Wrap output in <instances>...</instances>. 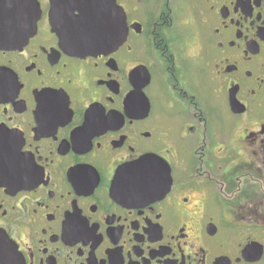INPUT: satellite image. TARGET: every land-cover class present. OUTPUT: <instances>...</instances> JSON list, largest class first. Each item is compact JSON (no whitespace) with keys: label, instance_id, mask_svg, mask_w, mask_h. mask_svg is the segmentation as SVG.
I'll use <instances>...</instances> for the list:
<instances>
[{"label":"flooded vegetation","instance_id":"af4514ba","mask_svg":"<svg viewBox=\"0 0 264 264\" xmlns=\"http://www.w3.org/2000/svg\"><path fill=\"white\" fill-rule=\"evenodd\" d=\"M0 231L21 264H264V0H0Z\"/></svg>","mask_w":264,"mask_h":264},{"label":"water","instance_id":"95a60500","mask_svg":"<svg viewBox=\"0 0 264 264\" xmlns=\"http://www.w3.org/2000/svg\"><path fill=\"white\" fill-rule=\"evenodd\" d=\"M103 12V11H102ZM98 10H85L81 15L82 24L77 30L83 49L88 52H103L110 48L109 31L105 24L97 20ZM137 164H140L138 162ZM0 264H21L18 251L11 239L0 231Z\"/></svg>","mask_w":264,"mask_h":264}]
</instances>
